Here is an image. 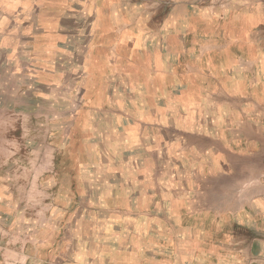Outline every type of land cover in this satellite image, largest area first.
I'll list each match as a JSON object with an SVG mask.
<instances>
[{
    "label": "rangeland",
    "instance_id": "rangeland-1",
    "mask_svg": "<svg viewBox=\"0 0 264 264\" xmlns=\"http://www.w3.org/2000/svg\"><path fill=\"white\" fill-rule=\"evenodd\" d=\"M129 1L127 21L170 0ZM171 1L187 4L177 14L189 23L163 32L177 42L147 49L178 52L163 59L173 66L165 81L177 72L178 101H161V122L144 124L138 114L153 117L157 107L138 101L147 93L142 73L131 74L142 81L129 91L136 101L120 89L113 101H93L89 51L106 28L95 9L101 0H0V264H173L185 253L187 229L199 220L186 216L185 180L209 158L189 147V133L222 125L216 105L186 104L185 68L217 73L219 49L256 32L264 39V0ZM203 50L212 52L197 57ZM157 124L160 134L136 137Z\"/></svg>",
    "mask_w": 264,
    "mask_h": 264
},
{
    "label": "crops",
    "instance_id": "crops-1",
    "mask_svg": "<svg viewBox=\"0 0 264 264\" xmlns=\"http://www.w3.org/2000/svg\"><path fill=\"white\" fill-rule=\"evenodd\" d=\"M129 4V0L113 3L101 0L95 4L99 27L106 28L95 33L89 51L93 57V101H113L110 93L119 89L127 91L128 101H136L137 98L131 100L129 91L142 81L131 74L142 73L147 93L138 101L145 107V101H155L157 110L151 117L143 108L136 120L144 124L150 120L160 123L161 101H178L179 90L177 72L173 75L170 72V79L165 81V69L173 66L170 62L165 65L163 59L176 58L178 52L160 49L155 53L147 49V43L177 42L180 35L163 32L175 33L179 23L187 27L189 18H179L177 14L178 6L185 9L187 4L159 1L152 3L156 12L149 18L143 12L127 21ZM163 10H169V16L159 19ZM112 11L117 18L111 17ZM147 24L155 27L146 29ZM136 27L137 32H131L130 28ZM261 41L264 39L256 32L234 40L230 47L238 48L219 49L213 57L225 61H218L217 73H206L204 66L185 68L186 104L201 103L202 112L216 105L223 126L207 131L202 123L189 133L192 139L189 147L202 150V155L210 159L202 158L199 168L203 172L185 180L186 216H195L200 223L198 220L187 229L192 236L187 237L185 253L177 254L173 264H264V183L260 180L264 159V43ZM209 51H200L197 57L203 59ZM194 52L190 53L192 58ZM131 58L137 59V67L130 66ZM165 90H169V96ZM146 133L160 134L159 126L141 127L136 137L145 139L149 136ZM194 134L201 135V143L195 141ZM196 168L197 165L192 167Z\"/></svg>",
    "mask_w": 264,
    "mask_h": 264
}]
</instances>
